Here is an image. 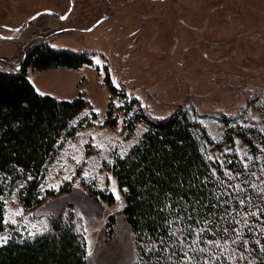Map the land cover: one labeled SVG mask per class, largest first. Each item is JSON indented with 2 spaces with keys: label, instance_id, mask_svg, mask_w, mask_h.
Returning a JSON list of instances; mask_svg holds the SVG:
<instances>
[{
  "label": "rangeland",
  "instance_id": "obj_1",
  "mask_svg": "<svg viewBox=\"0 0 264 264\" xmlns=\"http://www.w3.org/2000/svg\"><path fill=\"white\" fill-rule=\"evenodd\" d=\"M42 45L86 52L91 63L32 70L26 56ZM19 67L38 95L86 105L72 121L76 133L59 142L47 165L42 207L24 210L18 184L6 190L0 237L32 238L48 228L49 216L69 212L89 264H136L114 158L146 130L141 109L162 119L184 107L204 116L211 159L230 162L236 153L249 161L238 140L218 143L226 126L216 117L236 115L241 126L260 120L256 102H246L264 98V0H0V71ZM107 112L117 116L114 127L105 126Z\"/></svg>",
  "mask_w": 264,
  "mask_h": 264
},
{
  "label": "trees",
  "instance_id": "obj_2",
  "mask_svg": "<svg viewBox=\"0 0 264 264\" xmlns=\"http://www.w3.org/2000/svg\"><path fill=\"white\" fill-rule=\"evenodd\" d=\"M89 57L42 45L26 56L25 65L35 71L73 70L90 64ZM120 96L125 98V92ZM255 102L260 120L253 125L236 124V115L216 117L226 126L218 143H243L250 156L245 163L236 153L224 163L208 156L213 140L196 111L180 107L153 119L141 109L138 119L146 130L111 166L124 195L122 214L136 243V264H264V98L257 94L246 103ZM85 105L81 98L58 101L38 95L24 67L16 73L0 71V234L9 187L20 185L24 210L36 211L46 202L39 185L47 165L59 142L76 133L72 121ZM106 114L105 126L114 127L117 116ZM0 264L89 262L68 212L49 216L48 228L32 238L13 235L0 244Z\"/></svg>",
  "mask_w": 264,
  "mask_h": 264
},
{
  "label": "snow or ice",
  "instance_id": "obj_3",
  "mask_svg": "<svg viewBox=\"0 0 264 264\" xmlns=\"http://www.w3.org/2000/svg\"><path fill=\"white\" fill-rule=\"evenodd\" d=\"M213 175H215V172L214 171H213ZM237 187L239 188V186H237ZM117 198H119V197H117ZM240 203L243 204L244 201L241 200ZM261 211H264V209H261ZM17 214H19V213H17ZM249 215H256V213H249ZM13 223H15V221H13ZM237 223H239V222L237 221ZM225 231H227V229H225ZM171 234L172 235H175V233H171ZM0 240H3L4 242H7V238L6 237H0ZM236 242H237L236 240L233 241V243H236ZM244 243L247 244V241H244ZM257 243H259V241H257ZM200 251H204V250L203 249H200ZM261 251L264 252V247L261 248ZM89 255H90V253H89ZM185 255L187 256L186 253H185ZM190 259L191 258H189V260ZM205 264H207V262H205Z\"/></svg>",
  "mask_w": 264,
  "mask_h": 264
}]
</instances>
